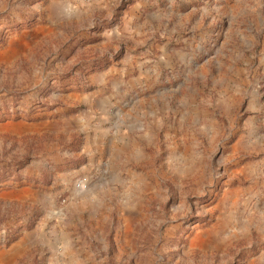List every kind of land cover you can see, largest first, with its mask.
Returning a JSON list of instances; mask_svg holds the SVG:
<instances>
[{"label":"rangeland","instance_id":"374dc122","mask_svg":"<svg viewBox=\"0 0 264 264\" xmlns=\"http://www.w3.org/2000/svg\"><path fill=\"white\" fill-rule=\"evenodd\" d=\"M0 264H264V0H0Z\"/></svg>","mask_w":264,"mask_h":264},{"label":"water","instance_id":"95a60500","mask_svg":"<svg viewBox=\"0 0 264 264\" xmlns=\"http://www.w3.org/2000/svg\"><path fill=\"white\" fill-rule=\"evenodd\" d=\"M48 123L44 122H22V121H17V122H13L11 124L8 125H3L1 127V129H11V131L16 132V134L18 136L20 135H26V134H32V133H36L39 134L40 132H42L45 129V125H47Z\"/></svg>","mask_w":264,"mask_h":264}]
</instances>
